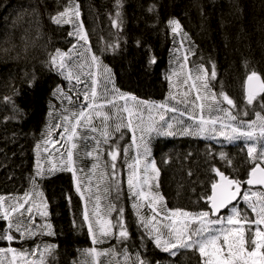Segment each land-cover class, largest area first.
I'll return each instance as SVG.
<instances>
[{"label":"trees","instance_id":"1","mask_svg":"<svg viewBox=\"0 0 264 264\" xmlns=\"http://www.w3.org/2000/svg\"><path fill=\"white\" fill-rule=\"evenodd\" d=\"M174 20L187 39L186 69H203L210 76L205 91L229 103L225 108L244 126L234 145L156 140L163 210L206 216L210 188L222 173L247 194L235 210L239 220H254L248 197L255 194L251 201L260 205L264 194L244 183L255 165L264 168V94L249 102L243 84L250 75L264 84V0H0V201L16 212L38 196L35 210L44 215L36 222L44 218L39 232L46 233L16 228L0 215V250L25 253L44 244L51 264H92L94 249L116 253L122 264H136L133 257L139 264H203L195 250L161 248L157 222H148L160 205L132 194L122 161L104 217L111 242L94 246L81 197L90 203L88 177L66 164L63 140L56 155L45 153L69 117L78 122L93 101L105 109L113 99L169 104Z\"/></svg>","mask_w":264,"mask_h":264},{"label":"rangeland","instance_id":"2","mask_svg":"<svg viewBox=\"0 0 264 264\" xmlns=\"http://www.w3.org/2000/svg\"><path fill=\"white\" fill-rule=\"evenodd\" d=\"M169 26L176 37L172 60L175 65L167 74L171 90L169 104L144 103L138 106L131 99H113L107 102L105 109L101 107L102 103L93 101L81 113L78 122L76 118L69 117L58 139L49 144L45 153L51 150L56 155L54 147L63 140L66 164L88 177L87 182L93 188L90 203L83 194L81 197L84 213L88 217L90 241L94 246L109 245L111 242V228L107 221L109 201L114 193L112 180L119 178L117 163L122 161L127 169L125 184L132 194H136L140 202L147 206L153 207L152 202L157 207L160 205V210L150 215L148 222H157L153 231L163 250L174 251L182 247L184 250H195L203 264H264V203L255 205L251 201L252 197H257L255 194L248 197L251 199L250 211L254 214L251 222H247L248 215L239 220L240 211L237 213L235 209L216 220L210 219L208 213L206 216L189 217L183 212L163 210V199L157 192L159 172L153 161V144L156 140L184 137L216 146L223 140L234 145L244 126L242 121L236 122L230 110L225 108L230 107L229 103L215 99L205 91L210 76L203 69L197 73L194 71L198 69H186L187 39L176 20L170 22ZM81 39L85 40V36ZM77 63L75 60V65ZM132 104L137 112L132 109ZM127 133L129 139H126ZM254 192L259 193L258 190ZM258 197L261 198V195ZM261 199L264 201V198ZM40 204L41 199L37 196L34 200L28 199L13 212L8 210L13 208L12 204L4 205L0 201V215L5 221L14 222L16 228L24 227L30 230L29 233L43 235L46 233H40L39 229L44 224V218L36 222L40 215H44V211L35 210ZM18 213L20 217L17 219ZM42 245L44 247L36 246L25 253L2 249L0 263L51 264L45 258L47 246ZM170 254L173 256V253ZM107 255L108 261L103 260L102 257ZM115 258L116 253L94 249L92 264H122ZM133 260L139 264L134 257Z\"/></svg>","mask_w":264,"mask_h":264},{"label":"water","instance_id":"3","mask_svg":"<svg viewBox=\"0 0 264 264\" xmlns=\"http://www.w3.org/2000/svg\"><path fill=\"white\" fill-rule=\"evenodd\" d=\"M264 94V84L256 75L248 76L243 84L245 99H256ZM244 187L249 190H260L264 193V169L255 165L248 173ZM242 184L231 181L222 173L215 177V183L209 191L208 214L212 220L219 219L230 208L236 206L242 193Z\"/></svg>","mask_w":264,"mask_h":264}]
</instances>
